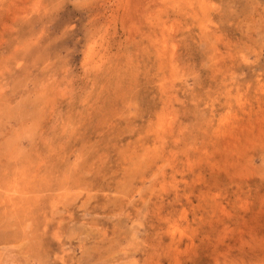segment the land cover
<instances>
[{
    "label": "rangeland",
    "instance_id": "374dc122",
    "mask_svg": "<svg viewBox=\"0 0 264 264\" xmlns=\"http://www.w3.org/2000/svg\"><path fill=\"white\" fill-rule=\"evenodd\" d=\"M0 264H264V0H0Z\"/></svg>",
    "mask_w": 264,
    "mask_h": 264
}]
</instances>
